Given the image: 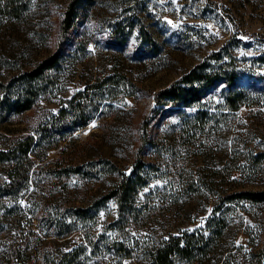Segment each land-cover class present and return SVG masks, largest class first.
Wrapping results in <instances>:
<instances>
[{
  "label": "rangeland",
  "instance_id": "1",
  "mask_svg": "<svg viewBox=\"0 0 264 264\" xmlns=\"http://www.w3.org/2000/svg\"><path fill=\"white\" fill-rule=\"evenodd\" d=\"M70 1L29 0L24 21L0 28V82L56 51L64 54L31 109L7 113L0 104V150L16 138L38 136L40 125L74 95L113 80L95 89L90 123L38 146L26 187L3 202L0 264H52L81 244L87 254L86 236L97 242V232L133 245L136 255L123 264H140L162 238L209 235L212 224L222 234L211 254L176 264H259L264 202L229 197L264 190V0H81L75 26L64 32ZM204 63L236 74L245 93L239 109L226 104L225 82L190 106L158 101L159 92ZM3 96L0 88V101ZM138 158L147 183L128 223H119L115 200L94 206ZM57 160L61 168L50 174ZM70 165L83 171L66 175ZM7 175L0 162V184ZM81 208L92 214L76 216ZM44 212L59 215V227L45 228ZM65 229L72 230L50 236ZM22 239L27 250L11 260ZM101 258L117 264L112 253Z\"/></svg>",
  "mask_w": 264,
  "mask_h": 264
},
{
  "label": "trees",
  "instance_id": "2",
  "mask_svg": "<svg viewBox=\"0 0 264 264\" xmlns=\"http://www.w3.org/2000/svg\"><path fill=\"white\" fill-rule=\"evenodd\" d=\"M28 1L0 0V28L8 24H15L18 21H24L27 18L26 12L29 8ZM80 6L81 0H71L68 4L61 25L64 32L70 31L75 26L79 18ZM63 55L62 51H56L39 61L32 69L13 76L8 84L0 82V88L4 91L0 104L4 107L5 112L20 113L31 109L41 93L42 87L47 85L49 71L62 62ZM112 78L108 77L107 81L101 83V85H91L87 90L80 91L74 95L73 98L68 100V105H65L57 115L47 119L46 123L40 125L38 136L28 134L16 138L7 148L0 150V162L4 165L8 174L7 180L0 184V208L3 202L7 201L8 198L16 197L26 187L31 169L36 168L38 146L54 137L55 134H60L63 139L90 123L93 117V110L96 109L94 101L98 91L95 89L108 84ZM236 79L235 73L210 70L207 68V64L204 63L197 65L185 74L182 79L159 92L157 98L159 102L165 104L190 106L202 100L210 89L225 82L229 85L225 99L226 104L231 109H239L245 102V93L237 87ZM141 160L138 158L131 173L119 171L122 179L108 193L96 201L95 210L101 209L103 206L102 202L115 200L121 215L119 223H128L129 217L134 210L135 196L140 188L147 183L142 175L144 161ZM54 166L49 168L50 174L61 168L58 160ZM116 170L114 169V171ZM67 171L70 173L66 175L71 174V172L80 173L83 168L70 165ZM229 198L264 202V190L240 191ZM91 212L90 208H81L75 211V215L86 217L88 214H92ZM39 219L42 225L49 229L59 227L62 222L59 221V215L51 212H44ZM212 226L210 227L211 232L209 235L204 232L196 234L186 231L180 235L171 234L169 238H162L161 241L152 247L148 260L140 264H176L179 259H186L191 262L206 259V256L211 254L215 238H219L222 234V229L218 227L219 225L212 224ZM72 229H65V232L57 231L58 233L50 234V236H62L64 233H69ZM95 235L98 239L97 242L94 238L86 236V241L92 247L90 253L85 254L84 251L87 248L84 244H81L71 251H62L61 256L53 260L52 264H102L101 257L110 253L114 256L115 263L123 264L124 259L135 256L137 253L133 245H128L125 241H115L106 238L103 233L97 232ZM104 238H106V244L101 247L100 242ZM24 244L26 247H24ZM27 244L25 239H22L20 245L11 249L10 259L16 260L20 258V251H22V247L27 250ZM259 253L264 257V247ZM48 255L46 253V258ZM259 264H264V259H260Z\"/></svg>",
  "mask_w": 264,
  "mask_h": 264
}]
</instances>
